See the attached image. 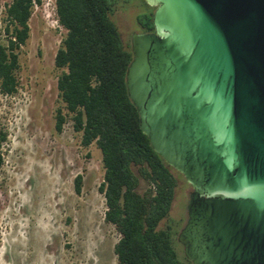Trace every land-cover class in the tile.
Here are the masks:
<instances>
[{
  "label": "water",
  "instance_id": "95a60500",
  "mask_svg": "<svg viewBox=\"0 0 264 264\" xmlns=\"http://www.w3.org/2000/svg\"><path fill=\"white\" fill-rule=\"evenodd\" d=\"M128 93L153 149L192 185V264H264V0H145Z\"/></svg>",
  "mask_w": 264,
  "mask_h": 264
},
{
  "label": "rangeland",
  "instance_id": "374dc122",
  "mask_svg": "<svg viewBox=\"0 0 264 264\" xmlns=\"http://www.w3.org/2000/svg\"><path fill=\"white\" fill-rule=\"evenodd\" d=\"M0 0V18L6 3ZM138 2H123L115 12L125 42L141 27ZM31 36L21 49L19 91L0 92V129L8 133L0 166V264H118L114 246L120 233L105 220L106 199L102 151L96 143L82 145L68 115L63 131L56 129L59 96L55 58L67 35L60 25L55 0H42L30 20ZM83 175L82 191L75 178ZM178 176L170 214L160 227L177 233L188 219L193 187ZM147 186L141 178L140 192ZM178 236V235H177ZM176 248L187 264L184 247Z\"/></svg>",
  "mask_w": 264,
  "mask_h": 264
},
{
  "label": "trees",
  "instance_id": "16d2710c",
  "mask_svg": "<svg viewBox=\"0 0 264 264\" xmlns=\"http://www.w3.org/2000/svg\"><path fill=\"white\" fill-rule=\"evenodd\" d=\"M123 2H138L141 29L155 30V8L145 0L56 1L58 21L67 30L55 58L61 71L59 96L67 114L57 110L56 129L63 131L69 115L74 130L81 133L82 145L96 143L102 151L105 174L99 190L106 199L105 220L120 233L114 246L118 264H187L176 248L177 231L172 226L160 227L175 199L176 173L182 174L153 149L129 96L127 70L133 59L132 46L123 40L113 19ZM35 3L42 5V0H11L0 18L3 95L14 96L19 91L20 53L31 36ZM7 135L0 129V166ZM141 178L147 183L143 192L139 191ZM82 183L83 175L78 174V194Z\"/></svg>",
  "mask_w": 264,
  "mask_h": 264
},
{
  "label": "flooded vegetation",
  "instance_id": "af4514ba",
  "mask_svg": "<svg viewBox=\"0 0 264 264\" xmlns=\"http://www.w3.org/2000/svg\"><path fill=\"white\" fill-rule=\"evenodd\" d=\"M139 33H150V32H146V31L140 29Z\"/></svg>",
  "mask_w": 264,
  "mask_h": 264
},
{
  "label": "built area",
  "instance_id": "2783aa9c",
  "mask_svg": "<svg viewBox=\"0 0 264 264\" xmlns=\"http://www.w3.org/2000/svg\"><path fill=\"white\" fill-rule=\"evenodd\" d=\"M56 1H57V0H55V5H56ZM35 4H36V5H35V7H36L38 4H37V3H35ZM56 8H57V7H56Z\"/></svg>",
  "mask_w": 264,
  "mask_h": 264
}]
</instances>
